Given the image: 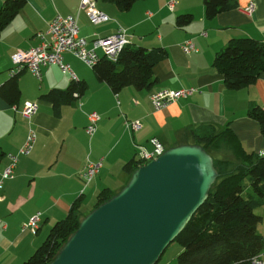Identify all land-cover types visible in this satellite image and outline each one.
Instances as JSON below:
<instances>
[{"label": "crops", "instance_id": "0c3cea01", "mask_svg": "<svg viewBox=\"0 0 264 264\" xmlns=\"http://www.w3.org/2000/svg\"><path fill=\"white\" fill-rule=\"evenodd\" d=\"M80 1L27 0L0 35V88L11 78L12 55L17 50L38 47L41 36L49 40V25L58 15L78 14ZM4 2L0 0V9ZM237 2V9L208 19L203 0H141L128 12L98 0L99 9L109 21L94 25L84 12L80 13L81 37L91 41L123 27L131 35L128 47L161 52L153 70L156 83L151 89L128 87L114 93L107 83L97 79L91 67L67 53L64 63L72 67L77 80L86 82L87 90L72 104L63 105L58 115L41 96L69 87L72 80L59 66L43 67L41 79L23 70L19 77L20 98L13 105L0 95V183L11 162L9 155L19 154L31 130L37 134L30 154L19 156L14 178L3 181L0 189V264L26 262L78 201L81 214L86 215L91 212L88 201L93 202V209L100 192L107 189L111 194L119 193L131 179L124 166L138 159L137 145L152 151L151 140L156 139L168 150L193 144V133L199 129L211 127L220 132L229 128L248 153L264 156L261 125L248 116L253 107L264 109V73L256 84L231 90L213 67L216 55L231 39L264 42V0ZM251 2L256 9L249 14ZM187 14L193 21L177 26V18ZM203 33L207 36L203 37ZM188 41L195 44L197 52L184 53L182 45ZM189 88L198 92L163 110H156L151 103V94L160 89ZM27 103L38 105L31 119L21 113ZM93 112L100 121L90 136L86 128ZM126 121H140L143 128L133 133ZM217 154L235 157L233 147L225 141L219 143ZM99 161L102 167L98 176L85 187L81 172L89 162ZM247 191V196L255 197L250 189ZM38 213L42 214L40 229L24 231L23 226ZM255 213L263 218L258 232L264 236V204Z\"/></svg>", "mask_w": 264, "mask_h": 264}, {"label": "trees", "instance_id": "16d2710c", "mask_svg": "<svg viewBox=\"0 0 264 264\" xmlns=\"http://www.w3.org/2000/svg\"><path fill=\"white\" fill-rule=\"evenodd\" d=\"M106 1L114 3L120 11L128 12L141 0ZM203 1L208 19L238 8L237 0ZM26 3L27 0H5L0 9V35ZM192 21V15H181L177 18V26L184 27ZM160 59L161 52L143 47H126L118 62L101 58L92 69L97 79L107 83L114 93L128 87L143 91L151 89L156 83L153 70ZM213 67L223 75L229 89L250 87L264 73V42L252 38L231 39L225 49L216 55ZM20 74L11 77L0 88V95L11 105L20 98ZM86 90L85 81L72 80L66 90L53 89L42 95L41 99L52 104L58 115L63 105L72 104ZM248 116L261 125L264 134V109L253 107ZM193 134V144L201 145L213 157L219 176L204 205L174 240L182 247L177 264H251L264 251L263 236L258 232L263 218L255 213L264 204V156L248 153L229 128L219 132L210 127ZM224 141L233 147L234 159L238 162L231 170L229 161L216 158L209 151L211 146L214 152L217 151L219 143ZM142 165L139 160L130 161L124 170L132 177ZM247 179L249 183L245 185ZM247 189L253 192L254 198H245ZM114 195L107 189L100 192L92 210ZM80 207L78 201L68 216L54 225L35 254L23 264H51L78 230L83 220L80 219Z\"/></svg>", "mask_w": 264, "mask_h": 264}, {"label": "water", "instance_id": "95a60500", "mask_svg": "<svg viewBox=\"0 0 264 264\" xmlns=\"http://www.w3.org/2000/svg\"><path fill=\"white\" fill-rule=\"evenodd\" d=\"M198 144L166 150L91 211L51 264H157L218 179Z\"/></svg>", "mask_w": 264, "mask_h": 264}, {"label": "built area", "instance_id": "2783aa9c", "mask_svg": "<svg viewBox=\"0 0 264 264\" xmlns=\"http://www.w3.org/2000/svg\"><path fill=\"white\" fill-rule=\"evenodd\" d=\"M173 8V4H170ZM256 5L251 2L247 12L255 11ZM85 13L94 25H101L109 21V17L99 9L98 0H81L78 14L66 17L57 16L49 25L47 36L49 40H44L35 48L28 51L17 50L12 55L11 77L20 74L23 70H30L38 79H41V70L43 67L56 65L62 70V73L68 75L72 80H76V74L69 64L64 63V55L69 53L81 60L86 66L93 68L94 65L103 57L111 62H118L123 50L131 44V35L129 31L120 27L115 33L107 37H98L89 41L81 37L78 17L80 13ZM150 16L151 14L148 13ZM203 37L207 34L203 33ZM185 54L197 52V48L192 41L182 45ZM198 90L196 88L171 90L160 89L151 95V102L156 110H163L180 99H188ZM77 96V95H76ZM16 109V108H14ZM38 105L27 103L22 109V115L26 119H31L36 115ZM89 125L86 132L93 136L97 130L100 117L93 112L89 115ZM126 127L133 133L140 131L143 126L140 121H126ZM37 140V134L34 130L29 132L25 145L20 149L18 155H9L10 164L5 168L2 174L0 189L3 188V181L11 180L15 176V168L19 156L30 154ZM153 150L149 151L146 147L136 146L137 158L139 162L145 164L147 161L157 158L164 152V147L157 140H151ZM102 162H89L86 168L81 172V178L87 187L99 174ZM42 222V214L33 216L24 226L23 230L37 232ZM264 242V238H263ZM264 251L255 257L251 264H264L262 259Z\"/></svg>", "mask_w": 264, "mask_h": 264}, {"label": "rangeland", "instance_id": "374dc122", "mask_svg": "<svg viewBox=\"0 0 264 264\" xmlns=\"http://www.w3.org/2000/svg\"><path fill=\"white\" fill-rule=\"evenodd\" d=\"M209 151H210V153L212 154V155H214V156H216L217 158H220V159H222V160H227V161H229L230 163H231V167H230V169L229 170H231V169H233L237 164H238V162L237 161H235V159H233V158H227L226 159V157H220L218 154H217V151H215L214 152V149H213V146H211L210 148H209ZM229 159V160H228ZM138 160V159H137ZM249 183V179H247L246 181H245V185H247ZM247 193H248V191L246 190V192L244 193V196H245V198L247 197ZM250 193H251V190H250ZM93 204V202H91V200L90 201H88V204H87V206H88V209H90V211H93V210H91L92 208V204ZM89 214V213H88ZM88 214H86V215H81V217H80V219L82 220V219H84ZM263 238H264V236H263ZM182 252V247H181V245L179 244V243H177V242H173V243H171L169 246H168V248L166 249V251L164 252V254H163V256L161 257V259L159 260V262L157 263V264H177V257H178V255L180 254Z\"/></svg>", "mask_w": 264, "mask_h": 264}, {"label": "bare ground", "instance_id": "6f19581e", "mask_svg": "<svg viewBox=\"0 0 264 264\" xmlns=\"http://www.w3.org/2000/svg\"><path fill=\"white\" fill-rule=\"evenodd\" d=\"M253 12H254V11H249L248 13H249V14H252ZM102 58H103V57H102ZM71 80H72V79H71ZM76 80H77V79H76ZM154 93H155V92H154ZM152 94H153V93H152ZM152 94H151V95H152ZM150 98H151V97H150ZM151 103H152V102H151ZM175 103H176V102H175ZM99 121H100V120H99ZM98 123H99V122H98ZM87 127H88V126H87ZM153 140H156V139H153ZM157 141H158V140H157ZM158 142H159V141H158ZM159 143H160V142H159ZM160 144H161V143H160ZM137 146H138V145H137ZM162 146H163V145H162ZM163 147H164V146H163ZM165 151H166V149H165V147H164V152H165ZM164 152H163V153H164ZM163 153H162V154H163ZM162 154H161V155H162ZM161 155H160V156H161ZM160 156H158V157H160ZM158 157H157V158H158ZM157 158H155V159H157ZM155 159H152V160H150V161H147V162H146L145 164H143L142 166L147 165L149 162H151V161H153V160H155ZM99 162H102V161H99ZM97 163H98V162H97ZM142 166H141V167H142Z\"/></svg>", "mask_w": 264, "mask_h": 264}]
</instances>
